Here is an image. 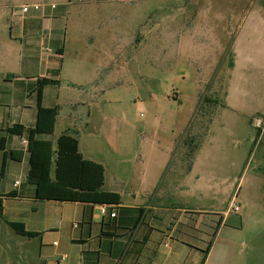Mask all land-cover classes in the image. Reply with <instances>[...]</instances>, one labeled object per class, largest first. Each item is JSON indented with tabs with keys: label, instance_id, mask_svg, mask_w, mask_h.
<instances>
[{
	"label": "crops",
	"instance_id": "obj_1",
	"mask_svg": "<svg viewBox=\"0 0 264 264\" xmlns=\"http://www.w3.org/2000/svg\"><path fill=\"white\" fill-rule=\"evenodd\" d=\"M135 1L57 0L51 4L54 8L43 5L26 13L21 8L20 13L9 12V6L0 3V20L6 22L0 29V130L33 128L38 107L57 106L53 147L62 134L73 137L83 159L103 167L102 189L119 195L116 205L37 200L34 186L26 181L25 133L22 138L7 134L0 151V230L14 233L25 254L33 255L32 264H201L209 241L202 264H224L215 247L228 221L227 211L219 215L204 210L200 200L215 196V191L200 193L194 188L204 143H187L191 148L180 155L179 169L169 171L166 155H160L153 169L148 167L152 154L147 153L152 149L143 147L157 144L121 141L117 125L90 121L98 100H87L86 88L90 85V92H95L99 72L118 67L121 17H135V9L121 12L120 7ZM243 60L238 43L224 93V108L230 111L240 110L232 101L238 92L234 82L241 79L235 72L242 69ZM41 79L58 83L43 86L38 95ZM64 116L70 123L63 122L56 133ZM98 136L111 148L108 160L101 157L103 142ZM214 142L209 141V148ZM4 152L20 158H6L2 167ZM186 152L190 161L184 167ZM100 206L106 207V214H100ZM8 223H21L36 236L19 235Z\"/></svg>",
	"mask_w": 264,
	"mask_h": 264
},
{
	"label": "rangeland",
	"instance_id": "obj_2",
	"mask_svg": "<svg viewBox=\"0 0 264 264\" xmlns=\"http://www.w3.org/2000/svg\"><path fill=\"white\" fill-rule=\"evenodd\" d=\"M55 2L0 0L17 13ZM120 9H135V17H121L118 67L99 72L95 92L86 88V99L98 100L90 121L117 125L121 141L157 144L143 147L152 149L153 169L160 155L169 171L179 169L188 140L204 143L194 188L215 191L200 200L204 210L228 215L215 248L224 264H264V0H137ZM5 25L1 19L0 29ZM238 43L245 60L235 72L241 79L233 78L238 92L232 102L240 110L230 111L224 93ZM63 122L70 120L61 118L56 133ZM97 138L108 160L111 148ZM209 141L215 145L209 148ZM211 154L214 159L205 157ZM3 231L0 264H32L33 255L25 254L14 233Z\"/></svg>",
	"mask_w": 264,
	"mask_h": 264
},
{
	"label": "trees",
	"instance_id": "obj_3",
	"mask_svg": "<svg viewBox=\"0 0 264 264\" xmlns=\"http://www.w3.org/2000/svg\"><path fill=\"white\" fill-rule=\"evenodd\" d=\"M57 83L58 81L49 79L38 80L36 92L39 95L43 86ZM57 114V106L38 107L33 128L24 129L22 126H13L0 130V151L5 149L7 134L22 138L25 133L29 164L26 181L34 186L37 200L118 204V194L102 189L103 167L83 159L78 152L77 141L73 137L62 134L53 147L52 136ZM188 143H191L190 139ZM6 158L19 160L20 155L15 156L13 152H4L2 167ZM8 224L19 235L36 236L34 233L26 232L21 223ZM210 245L211 241L204 251L202 263Z\"/></svg>",
	"mask_w": 264,
	"mask_h": 264
},
{
	"label": "built area",
	"instance_id": "obj_4",
	"mask_svg": "<svg viewBox=\"0 0 264 264\" xmlns=\"http://www.w3.org/2000/svg\"><path fill=\"white\" fill-rule=\"evenodd\" d=\"M40 8H41L40 5L22 6V7H21V12H22V13H26L29 9H32V10H34V11H37V10L40 9ZM50 8H54V5H50ZM22 143H23V144H27L26 140H22ZM231 206H232V209H233L235 212H239V208H238L237 206H233V205H231ZM99 212H100L101 215L106 214V207H105V206H100V207H99ZM109 216H110L111 218L115 217V211H111V212L109 213ZM55 244H56V243L54 242L53 245H55ZM61 260H63V258H62Z\"/></svg>",
	"mask_w": 264,
	"mask_h": 264
}]
</instances>
